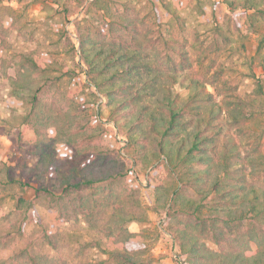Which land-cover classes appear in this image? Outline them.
I'll return each mask as SVG.
<instances>
[{
    "label": "trees",
    "instance_id": "obj_1",
    "mask_svg": "<svg viewBox=\"0 0 264 264\" xmlns=\"http://www.w3.org/2000/svg\"><path fill=\"white\" fill-rule=\"evenodd\" d=\"M88 1L75 0L79 8ZM186 1L147 0L145 18L132 0H94L89 6L101 15L78 33L79 72L25 54L14 75L5 74L6 106L22 113L38 163L26 169L32 199L28 183L13 180L20 193L0 227V250L35 228L47 252L28 246L0 264H66L74 249L108 256L79 264H151L146 237L127 227L146 222L149 210L164 214L177 264H264L262 93L243 99L223 77L214 56L237 40L217 18L219 40L190 43L178 14ZM221 1L239 40L260 35L264 65V0ZM7 30L0 17L2 63ZM71 223L85 224L90 238L67 232Z\"/></svg>",
    "mask_w": 264,
    "mask_h": 264
},
{
    "label": "rangeland",
    "instance_id": "obj_2",
    "mask_svg": "<svg viewBox=\"0 0 264 264\" xmlns=\"http://www.w3.org/2000/svg\"><path fill=\"white\" fill-rule=\"evenodd\" d=\"M92 1L94 0H89L83 8H79L75 0L61 1L60 4L50 0H2L0 3V17L8 29L7 49L3 52L5 62L0 61V227H4L8 219L14 217L16 196L20 193V186L13 184V180L21 179L28 183L25 197L29 200L34 197L35 183L29 179L26 169L33 168L38 163V158L32 156L23 135L26 128L22 123V113L14 112L6 106L11 86L5 74L13 76L16 64L25 54H30L41 62L58 61L79 72L80 68L76 65L79 52L78 33L87 27V20L95 22L101 15L95 7L89 6ZM132 1L139 16L147 18L150 14L147 0ZM200 7H203V10ZM178 14L184 19L186 36L191 44L197 39L205 45L219 40L213 19L219 20V23L237 40L233 47H228L214 56L222 65L223 77L233 85L236 95L243 99H251L261 92L260 99L264 103V65L258 57L260 35L252 33L247 39L239 40L232 20L234 13H231L221 0H187ZM168 29L169 27L163 29L164 35H168ZM177 90L182 95L186 94L180 87H177ZM209 90L214 91L210 86ZM98 109L99 106H96V111ZM102 117L104 120L108 118L105 108L102 109ZM108 126L116 135L113 123H109ZM262 126L264 127V123ZM121 144L123 145V141ZM141 179L146 186V178L142 175ZM143 202L147 206L151 204L146 190H143ZM165 224L164 214L149 210L146 222H132L127 226L131 232L146 237L142 244L150 250L151 264H177L178 248L166 232ZM65 229L77 235L81 242L90 238L85 224L71 223ZM28 233L27 237L16 240L10 248L0 250V260L28 246L41 253L47 252L40 231L34 228ZM209 244L214 248L212 243ZM64 258L67 260L66 264H79L100 263L108 259V256L98 250H85L80 253L74 249Z\"/></svg>",
    "mask_w": 264,
    "mask_h": 264
}]
</instances>
